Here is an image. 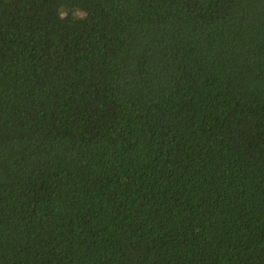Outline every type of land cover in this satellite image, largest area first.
Listing matches in <instances>:
<instances>
[{
  "label": "trees",
  "instance_id": "obj_1",
  "mask_svg": "<svg viewBox=\"0 0 264 264\" xmlns=\"http://www.w3.org/2000/svg\"><path fill=\"white\" fill-rule=\"evenodd\" d=\"M0 264H264V0H0Z\"/></svg>",
  "mask_w": 264,
  "mask_h": 264
}]
</instances>
